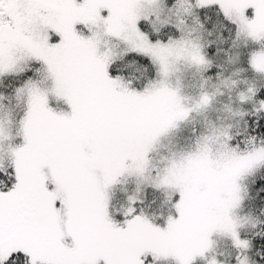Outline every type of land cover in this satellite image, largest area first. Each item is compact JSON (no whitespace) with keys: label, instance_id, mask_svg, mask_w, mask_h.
I'll list each match as a JSON object with an SVG mask.
<instances>
[{"label":"snow or ice","instance_id":"1","mask_svg":"<svg viewBox=\"0 0 264 264\" xmlns=\"http://www.w3.org/2000/svg\"><path fill=\"white\" fill-rule=\"evenodd\" d=\"M0 264H264V0H0Z\"/></svg>","mask_w":264,"mask_h":264}]
</instances>
